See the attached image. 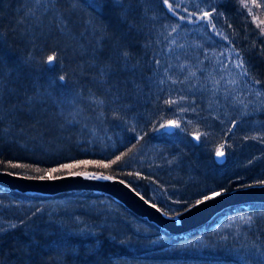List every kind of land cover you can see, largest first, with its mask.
Listing matches in <instances>:
<instances>
[{"label": "rangeland", "instance_id": "rangeland-1", "mask_svg": "<svg viewBox=\"0 0 264 264\" xmlns=\"http://www.w3.org/2000/svg\"><path fill=\"white\" fill-rule=\"evenodd\" d=\"M125 1L136 5L127 20L140 34L128 74L127 86L133 90L122 94L124 100L130 95V101L111 102L58 77L62 85L57 87L58 80L50 75L48 86L39 85L33 96L37 103L29 110L45 121L39 123L35 117L34 124L21 126L0 104V146L17 145L34 159L60 160L75 150L109 158L120 146L138 141L122 165L140 175L132 180L138 184L144 179L147 198L171 214L224 189L232 179L249 178L254 184L264 180V89L249 76L220 21L218 5L224 0H170L174 12L163 0ZM20 2L26 38L55 40L47 53L100 47V22L86 14L80 17L78 6L69 12L57 4L59 0ZM203 11H213L211 23L198 19ZM241 61L243 67H236ZM28 68L32 80L36 72L48 71ZM77 70L80 65L73 63L69 72ZM5 86L9 82H3L0 70V97ZM43 96L52 99L56 110ZM29 97L22 103L28 104ZM167 100L176 103L169 105ZM18 104V111L27 107ZM221 143L222 162L216 156ZM80 161L89 160L73 165H90ZM142 185H136L140 193ZM13 190L0 186V235L21 228L29 234L57 229L92 239L91 244L110 237L121 247L114 256L121 264H258L264 259L263 207L229 210L211 225L172 237L103 193L72 189L62 197L44 194L46 200L38 201Z\"/></svg>", "mask_w": 264, "mask_h": 264}, {"label": "trees", "instance_id": "trees-1", "mask_svg": "<svg viewBox=\"0 0 264 264\" xmlns=\"http://www.w3.org/2000/svg\"><path fill=\"white\" fill-rule=\"evenodd\" d=\"M102 2H104L103 11L96 15L102 26L101 44L97 45L100 47L87 52L75 51L70 57L72 63L80 65L81 73L80 76H77L79 82L77 89L86 93H93L111 102L117 100L126 104L130 101V95H127L126 100H124L125 97H122V94L130 86H127L129 77L122 70V56L125 52H133L138 30L130 25V19L127 22L124 20L125 14L124 17L120 16V6L111 8V5L115 4L113 0H102ZM246 2L252 8L251 12L242 6L241 0H224L218 5V14L221 23L232 36L233 45L237 51L259 60L257 67H252V77L256 81H261L259 84L264 88V33L261 32L264 24L260 23L264 21V0H256L255 4L252 3V0H246ZM18 5L17 0H0V35L2 33L3 39H7L6 41L13 51L23 50L25 48L24 43L28 40L21 26V14H19ZM256 5H261V7ZM2 40L0 38V48H4ZM103 72L107 76L106 82L100 77ZM25 79L21 78L22 81ZM0 101H5L4 106L6 101H9L10 108H16L17 104L6 92ZM137 143L138 141L136 143L131 142L124 148L120 146L107 159L76 151L74 157L68 159L67 163L63 159L36 160L22 153L17 145H12V148L4 146L0 147V161H3L0 163V169L26 175L32 174L33 176H42L46 173L57 176L69 172L93 171L123 179L137 190L136 185H142L141 183L145 180L142 179V182L136 184L132 179H137L140 175L129 172L119 161L109 168H103L98 163H96L97 165L90 163L88 166L78 165L70 169L51 172L53 168L59 169L61 165L74 164L81 159L108 164L122 154L126 153L129 156ZM127 155H123V157ZM11 164L28 165L29 167L13 168ZM36 168L42 171H34ZM253 184L254 182L249 181V178L232 179L226 183L224 189L228 191L242 187V185ZM36 195L46 198L41 194L29 196L36 198ZM142 195L147 197L146 192H142ZM150 200L152 201V199ZM251 206L264 208V205L257 203H252ZM151 225L156 226L152 223ZM14 234L16 235L8 232L0 236V264H121L114 261V256L121 250V247L108 242L106 239L99 244L91 245L90 242H85L84 238L80 236L66 235L60 232L48 233V231H43L40 234H23L18 231Z\"/></svg>", "mask_w": 264, "mask_h": 264}, {"label": "bare ground", "instance_id": "bare-ground-1", "mask_svg": "<svg viewBox=\"0 0 264 264\" xmlns=\"http://www.w3.org/2000/svg\"><path fill=\"white\" fill-rule=\"evenodd\" d=\"M17 1H18V4H19L18 5V11H19V14H21V12H20L21 2H20V0H17ZM59 1H62V2H58L57 4L60 5V6H63L69 12H71V10L77 9V8L74 7V5L78 6L79 7L78 8L79 9L78 13H79L80 17H82L81 13L82 14H86V15L90 16L93 21H97V22H98V18H96V15L99 12L103 11V7H104L103 6L102 9H99V8L94 9L91 6L94 3H101L102 5H104V2H102V0H71L73 2H71L70 0H59ZM119 6L121 8L120 16H123L124 14L126 15V17L123 16L124 20H127V18L130 16L129 12L132 11V13H133V11H134V9L136 7V5L129 6V2H126L125 0H121V4ZM116 7H117L116 4H112L111 5L112 9H114ZM75 12H77V10ZM73 14H75V13H73ZM131 16H132V14H131ZM78 27H80V26H78ZM139 36H140V34L137 31V40H139ZM230 37H231L230 38V43L233 46V48L237 51V49L233 45L232 36H230ZM0 38H1V40L3 39L2 33L0 35ZM6 40H7L6 38H4L2 40L3 44H4V48H0V70H1V75L3 77V82H9V86L8 87L5 86V90L4 91L8 94V96L11 99H13L15 102L17 101V104L20 103V104H18L19 106L23 104V105H25V107L27 105V107H26V109H24L22 111H18L17 109L14 110L13 108H10L11 106H9V104H8L9 101H6L5 106H4V102L5 101H3V102L0 101V104H3L2 107H4L3 109L5 110L4 114L6 115L7 112H9L8 117L10 118V120L12 119L13 122L15 121L17 124H19L21 126H27V124H29V123L34 124L33 118H35V117H36V120L39 121V123L42 122V121H45V118L39 117L36 114H32L33 111H29L32 108L34 110V104L37 103V102H35L37 99H35L33 96L36 94L38 88L40 87L39 85H42L43 87L48 86V84H47L48 83V77L50 75H53V77L56 78L57 80H58V78L60 76H64L65 77V82L68 85L71 83V85H74V87L77 88V86L79 84L77 76L78 75L80 76L81 72H80V70H77L73 74L69 72L70 69H71V66H73L72 60L70 59V57L73 55V53L70 52L69 54H67L63 49H62L63 52H61V50H60L59 52L56 53L58 55L57 62L53 66H49V65L46 64L45 61L47 59V56L51 55L53 53H47L48 51H45V49L49 45H55L56 44L54 39H51V38L48 37L47 39L44 38L42 40V42H41V41H38V39H36L35 37H32L31 39L25 41V43H24L25 44V48L23 50H21V51L20 50H15V51L11 50V48L9 46V43ZM29 41H31V44H30ZM133 49H132V51L134 53L133 52L132 53L129 52V53H127L126 57L124 55L122 56V67H123L122 70H123V72L126 73L127 76H128L129 73H132V69H133L132 66L133 65L131 64V62L136 57L137 51L139 49L137 47V41H135V43L133 45ZM237 53L242 58V60L246 62V65L248 67L247 70L249 71V72L248 71L247 72L249 73V76L252 75V67H254V68L257 67V65L259 63V60L257 58H255V57L251 56V55H247L246 56L245 54L240 53L238 51H237ZM20 59H24L25 62L23 63L22 61H20ZM28 67H32L33 69L38 68V67H42V68L45 67V68L48 69V71H46V69H44L45 72H38V74L36 72L34 74L36 79L32 80L31 75L26 74V71L30 70V68H28ZM100 77L103 79L104 82L107 81V76L105 75L104 72L100 74ZM21 78L22 79L26 78V79H25V81H22ZM35 81H37L38 84H36ZM61 85H62V83L58 80V83L56 84V86L57 87H61ZM129 88H130V90L131 89L133 90V88H131V87H129ZM5 92H2V95H1L0 99L4 97V93ZM30 94H31V99L29 100V103L28 104H27V102L22 103V100H28L27 98H30L29 97ZM43 99H44L43 101H45V102H47V103H49L51 105V110H53V111L56 110V106L52 104V99H50L47 96H43ZM262 116L264 117V115H262ZM47 118H49V117H47ZM48 128L49 127H47V129ZM4 145L7 146L6 144H4ZM0 147H4L3 144ZM8 147L12 148V144L9 145ZM134 150H135V148H133L131 150V152H133ZM76 151L79 152L78 150H75L71 154L65 155L66 156L65 158H67V159L63 158L64 162L67 163L66 161H68V159L73 158L74 154L76 153ZM86 154L94 155V154H90V153H86ZM95 155H97V156H99L101 158H104V159L105 158L107 159V157H108L105 154H101V155L100 154H95ZM127 156L123 157L119 161V162H121L120 164H123V162L127 158ZM36 160H44V159H36ZM0 170H2V169H0ZM3 171H7V170H3ZM7 172H10V173H12L14 175H17V176H23V177H27V178H38V177H40V176H33L32 174H27L26 175V174L11 172V171H7ZM86 172H88V171H86ZM70 173H76V172H69V173H65V174L57 175V176H53V177L58 178V177H62V176L71 175ZM77 173H80V172H77ZM141 187L144 188L142 192H147L146 189H147L148 185H142ZM238 188H241V187H238ZM6 189H8V188H6ZM87 192H96V191H87ZM66 193H68V192H66ZM66 193H65V191H60V192H57V193L52 194L50 196L52 198L62 197ZM97 193H100V192H97ZM35 194H38V193H35ZM103 194H105V193H103ZM140 194L142 195V193H140ZM29 195H33V194H29ZM29 195H27V197L33 198V197L29 196ZM142 196L145 197L144 195H142ZM36 198H33V199L38 200V201L46 200V198L44 199L42 197H38L37 195H36ZM145 198L149 202H151V203L155 204L157 207H159L163 212H165V213H167L168 215H171V216H175V215L185 211L184 210L185 208H184V209H182L179 212L171 214L168 211H166L163 208H161L158 204H156L153 201H151L150 199H148L147 197H145ZM193 204H195V203H193ZM185 205H188V204H185ZM231 208H235V206L231 207ZM128 211L132 212L130 209H128ZM221 215H222V213L217 214L213 219H211L209 221L208 224H205V225H202V226L211 225V223H214L215 222L214 220H216ZM149 223H152V222H149ZM152 224H154V223H152ZM156 226H154V228L156 230H160L162 233H167V234H169L172 237L173 236H177L175 234H172L171 232H169L165 228H161V227H158V226L156 227ZM202 226H200V227H202ZM200 227H198L197 229H199ZM18 231H21V233H23V234H29V232H25L21 228H14V229L9 230V232L11 234H13V235H16L14 233H16ZM51 232L55 233V232H59V230L53 229V230L48 231V233H51ZM5 234H3V235H5ZM63 234H65V233H63ZM3 235H0V236H3ZM66 235H68V234H66ZM105 238H106V240L108 242L115 243L113 241L108 240V239H110V237H102L101 236L97 240V242H95L94 244L101 243L102 240L105 239ZM83 240L85 242H90V244L92 243V239H85L84 238Z\"/></svg>", "mask_w": 264, "mask_h": 264}, {"label": "water", "instance_id": "water-1", "mask_svg": "<svg viewBox=\"0 0 264 264\" xmlns=\"http://www.w3.org/2000/svg\"><path fill=\"white\" fill-rule=\"evenodd\" d=\"M217 160L222 162L224 157H218ZM9 173L0 170L1 187L16 189L23 194L52 195L72 189L105 193L121 202L135 215L145 218L148 222L165 228L175 235H182L208 224L217 214L222 213L229 207L248 203H264V185L255 184L251 187L228 190L218 198L207 201L189 211H183L171 216L165 215V212L157 206L155 208L152 207L153 203L149 202L141 194L137 196L136 193L138 191L129 183L113 176H111V180L92 178V175H67L54 179H38ZM80 173L94 174L97 177L101 175L110 176L93 171ZM120 181H124V183H120ZM141 196L143 199L140 198Z\"/></svg>", "mask_w": 264, "mask_h": 264}, {"label": "snow or ice", "instance_id": "snow-or-ice-1", "mask_svg": "<svg viewBox=\"0 0 264 264\" xmlns=\"http://www.w3.org/2000/svg\"><path fill=\"white\" fill-rule=\"evenodd\" d=\"M113 2L116 4V5H120L121 4V0H113ZM163 3L164 5L167 6V9L169 12H174V8H173V4L170 3V0H163ZM252 3L255 4L256 3V0H252ZM241 4L244 8H247L249 12L252 11V8L249 7L248 3L246 2V0H241ZM94 9H102V7L104 5H102L101 3H94L93 5H91ZM257 7H261V5H256ZM177 7H179V4H177ZM214 11V10H213ZM213 11H203L202 14L198 17V19L200 20H207L209 23H211V18L213 16ZM190 16L191 15H194V13H190L189 14ZM255 19V17H253ZM180 19H185V17L181 16ZM261 24H264V21H261L260 22ZM212 27L215 28V25L212 24ZM173 31H175V29H173ZM261 32L264 33V28H261ZM123 55L126 57L127 56V53H123ZM58 60V55L56 53H53L51 55H48L47 56V59H46V64L49 65V66H53ZM157 64H159L160 62L157 60L156 61ZM236 67L238 68H242L243 67V62H239L236 64ZM245 75H247V71L245 70L244 72ZM194 75V73H193ZM59 79L61 81L65 80V77L64 76H60ZM218 83V82H217ZM231 83H234V81H231ZM257 84L261 83V81H256ZM257 95H261V93H257ZM183 99V97H182ZM165 103L171 105L173 103H176V101H172V100H167L165 101ZM183 111V109H182ZM168 124L170 126H175V127H179V124L175 121H169ZM233 126H235V122H233ZM229 132L231 131V129L228 130ZM196 140H199L200 139V136L199 135H196L194 137ZM225 147V144L221 143L217 149H216V156L217 157H223L225 155V152L223 151ZM123 155H127L126 153L125 154H122L121 156H117L115 158V160H112L110 163L108 164H100V162H93V161H80L78 162L79 164H88V163H98L101 167L103 168H109L111 167L112 164H116L118 161H120L123 157ZM0 163H3V161H0ZM78 164L76 165H73V164H64V165H61L59 169L57 168H53L51 169V172H57V171H60L61 169H70V168H73V167H77ZM11 167L15 168V167H22V168H26V167H29L28 165H17V164H11ZM34 171H37V172H40L42 171L41 169L39 168H36L34 169ZM11 174V173H9ZM71 175H92V178H99V179H108V180H111L112 177L111 176H95L94 174H88V173H70ZM39 179H54L55 177L51 176L50 173H46L45 175H42L40 177H38ZM120 183H124V181H120ZM259 185H264V180H260L257 182ZM252 185H242V187H251ZM133 191H135V189H133ZM227 191V189H221L220 191H212L210 194H204L202 199H197L195 201V204H191L189 205V207L185 208L184 210L185 211H189L191 210L192 208H195V207H198L199 205L201 204H204L205 202L207 201H210V200H213L215 198H218L220 196H222L225 192ZM137 196H140V193L137 192L136 193ZM141 199H143V197L141 196L140 197ZM152 207H156L155 204L152 205ZM165 215H167V213H164ZM241 219H244L243 217ZM251 218L249 217L248 218V221H250ZM248 221H245L246 223ZM13 227H15V225H13ZM261 256H264V253L261 254ZM258 264H264V259H261L258 261Z\"/></svg>", "mask_w": 264, "mask_h": 264}]
</instances>
